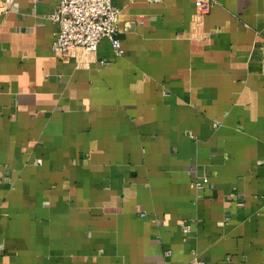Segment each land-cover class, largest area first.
<instances>
[{"label": "crops", "instance_id": "obj_1", "mask_svg": "<svg viewBox=\"0 0 264 264\" xmlns=\"http://www.w3.org/2000/svg\"><path fill=\"white\" fill-rule=\"evenodd\" d=\"M195 1L61 58L58 0H0V264H264V0Z\"/></svg>", "mask_w": 264, "mask_h": 264}, {"label": "built area", "instance_id": "obj_2", "mask_svg": "<svg viewBox=\"0 0 264 264\" xmlns=\"http://www.w3.org/2000/svg\"><path fill=\"white\" fill-rule=\"evenodd\" d=\"M194 4L202 12L209 8L211 0H196ZM118 15L119 9L113 6L112 0H58L56 10L49 16L57 25L52 45L55 52L61 58L68 57L74 49L95 53L99 41L107 38L114 54L122 55L123 48L116 36ZM189 228L184 220L182 232L187 234ZM170 253L171 250H166L165 255ZM189 264L208 263L194 255Z\"/></svg>", "mask_w": 264, "mask_h": 264}]
</instances>
